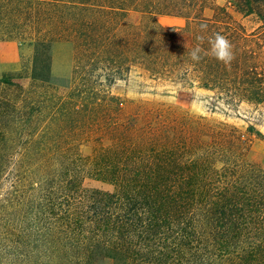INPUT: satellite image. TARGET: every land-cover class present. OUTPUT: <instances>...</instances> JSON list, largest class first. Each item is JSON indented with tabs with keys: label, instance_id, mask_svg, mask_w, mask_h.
Masks as SVG:
<instances>
[{
	"label": "trees",
	"instance_id": "16d2710c",
	"mask_svg": "<svg viewBox=\"0 0 264 264\" xmlns=\"http://www.w3.org/2000/svg\"><path fill=\"white\" fill-rule=\"evenodd\" d=\"M218 1L0 0V43L34 44L30 74L0 78V264H264V169L245 135L159 109L138 126L101 89L136 66L263 115L264 0ZM214 33L233 45L229 66L189 56ZM57 42L73 49L63 85Z\"/></svg>",
	"mask_w": 264,
	"mask_h": 264
},
{
	"label": "rangeland",
	"instance_id": "374dc122",
	"mask_svg": "<svg viewBox=\"0 0 264 264\" xmlns=\"http://www.w3.org/2000/svg\"><path fill=\"white\" fill-rule=\"evenodd\" d=\"M218 2L224 4L222 0ZM205 16L210 18L212 11L209 9L205 10ZM233 16L249 32L257 27V23L253 17H243L234 12ZM158 22L165 27H182L185 24L182 19L167 16L158 17ZM18 43L20 44L18 45ZM2 45L0 43V52L3 50ZM12 47L19 48L20 68L17 71L23 70L30 74L34 57L33 42L30 40L16 42L12 44ZM10 61L11 58L7 57L1 62L5 65V69L13 66ZM72 67L73 55L70 73L66 77L61 78L55 77L51 73L52 82L56 85L67 84L72 77ZM9 73L11 72H3L0 78ZM101 89L103 92L118 98L122 117L135 122L138 126L139 123L143 124L145 113L155 109H159L164 116L184 115L193 125L203 120L209 123L224 122L232 125L245 135L254 153L261 157L264 169V141L257 139L255 136L249 137L245 134L248 125H253L256 130L264 135V112L262 113L263 115H260L261 112H258L254 107L241 104L237 109H231L217 101L210 91L197 89L196 87L181 88L175 85L156 83L149 80L147 75L136 66L131 69L130 74L125 80L118 81L111 87L102 86ZM89 152V147H83L84 154H88Z\"/></svg>",
	"mask_w": 264,
	"mask_h": 264
},
{
	"label": "crops",
	"instance_id": "0c3cea01",
	"mask_svg": "<svg viewBox=\"0 0 264 264\" xmlns=\"http://www.w3.org/2000/svg\"><path fill=\"white\" fill-rule=\"evenodd\" d=\"M16 42H8L3 44V50L0 52V75L5 71H17L20 68L19 64V48L12 47V44ZM20 43H18L19 45ZM52 61H51V73L55 77H66L70 73L71 60L73 55V49L71 44L66 42H57L52 45L51 48ZM7 57L11 58V65L9 69L4 68L3 62Z\"/></svg>",
	"mask_w": 264,
	"mask_h": 264
},
{
	"label": "clouds",
	"instance_id": "9594fccd",
	"mask_svg": "<svg viewBox=\"0 0 264 264\" xmlns=\"http://www.w3.org/2000/svg\"><path fill=\"white\" fill-rule=\"evenodd\" d=\"M203 39V37H197V40L201 43L203 42ZM207 42L210 45L208 50H204L201 47V44L198 43L189 52V56L192 61L199 63L204 56H211L217 61L223 63L225 66H229L235 59L233 45L226 36L220 33H214L212 36L208 37Z\"/></svg>",
	"mask_w": 264,
	"mask_h": 264
}]
</instances>
